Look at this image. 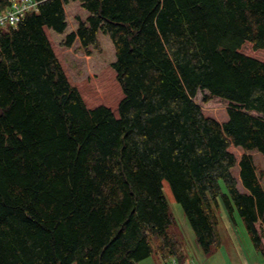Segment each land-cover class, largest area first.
Masks as SVG:
<instances>
[{"label": "trees", "instance_id": "16d2710c", "mask_svg": "<svg viewBox=\"0 0 264 264\" xmlns=\"http://www.w3.org/2000/svg\"><path fill=\"white\" fill-rule=\"evenodd\" d=\"M33 1L0 27V264L184 263L164 179L204 253L225 215L264 255V0ZM72 1L88 16L63 44L90 55L109 36L114 104L88 106L53 46ZM199 90L228 103L226 121Z\"/></svg>", "mask_w": 264, "mask_h": 264}, {"label": "rangeland", "instance_id": "374dc122", "mask_svg": "<svg viewBox=\"0 0 264 264\" xmlns=\"http://www.w3.org/2000/svg\"><path fill=\"white\" fill-rule=\"evenodd\" d=\"M66 9L68 27L65 34H58L51 29L48 30V33L67 76L71 83L79 88L88 106L100 103L114 104L120 98L121 91L116 80V73L112 69V63L116 60V51L112 41L109 36L100 32L99 39L102 48L94 50L90 55L86 54L79 41H74L71 46H65L63 42L66 33L77 29V17L85 15L84 8L80 3L68 5ZM207 95L208 91L199 90L195 98L204 113L220 122L226 121L228 103L215 97L205 102L204 98ZM230 150L239 156L244 153L241 148L236 146H231ZM252 156L258 170L264 171V155L260 152H252ZM238 171V166L233 168L235 176L238 175ZM162 182L170 210L176 220L174 228L182 234L185 250L192 264H264V255L255 249L240 218H238L239 226L235 231L236 236H232L229 230H224L222 220L220 224L221 247L211 254L204 253L197 244L195 233L181 204L177 202L170 183L165 179ZM262 183L264 185V177ZM138 264H160V259L158 254L154 253Z\"/></svg>", "mask_w": 264, "mask_h": 264}, {"label": "built area", "instance_id": "2783aa9c", "mask_svg": "<svg viewBox=\"0 0 264 264\" xmlns=\"http://www.w3.org/2000/svg\"><path fill=\"white\" fill-rule=\"evenodd\" d=\"M36 5L32 0H22L21 2H14L12 9L6 13L0 14V26L17 25L24 17L25 12ZM162 264H182L177 259L171 258L164 260ZM188 264V263H186Z\"/></svg>", "mask_w": 264, "mask_h": 264}, {"label": "crops", "instance_id": "0c3cea01", "mask_svg": "<svg viewBox=\"0 0 264 264\" xmlns=\"http://www.w3.org/2000/svg\"><path fill=\"white\" fill-rule=\"evenodd\" d=\"M75 3H80V2H78V1L73 2V1H72V2H70L68 5L75 4ZM80 4H81V3H80ZM68 5H66L65 8H67ZM66 10H67V9H66ZM84 12H85V13H84L85 15H83V17H81L82 19H83V18H86V17L88 16V11L84 9ZM76 30H77V29H72V30H70L69 32H67L66 34H68V33H70V32H73V31H76ZM66 31H67V30H66ZM66 31H65V32H66ZM64 34H65V33H63V35H64ZM75 41H79L78 38H77ZM79 43H80V42H79ZM237 148H238V147H237ZM224 221H225V224H226L228 230L230 231L231 235L234 236V235H233L232 228H231V225H230V223H229V221H228V219L226 218L225 215H224ZM158 257H159V256H158ZM159 259H160V264H161L162 259H161L160 257H159ZM189 259H190V258H189Z\"/></svg>", "mask_w": 264, "mask_h": 264}]
</instances>
